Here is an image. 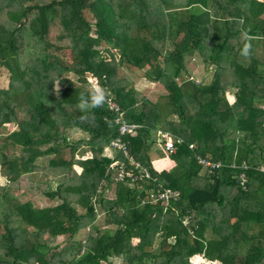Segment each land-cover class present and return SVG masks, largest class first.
Returning <instances> with one entry per match:
<instances>
[{
	"label": "trees",
	"instance_id": "1",
	"mask_svg": "<svg viewBox=\"0 0 264 264\" xmlns=\"http://www.w3.org/2000/svg\"><path fill=\"white\" fill-rule=\"evenodd\" d=\"M193 54L208 83L188 78ZM135 72L158 99L127 81ZM117 118L136 128L119 136ZM164 154L174 165L156 171ZM199 159L221 167L207 175ZM263 161L264 0H0V264H264ZM134 164L150 179L116 181ZM165 188L177 200L152 205Z\"/></svg>",
	"mask_w": 264,
	"mask_h": 264
},
{
	"label": "rangeland",
	"instance_id": "2",
	"mask_svg": "<svg viewBox=\"0 0 264 264\" xmlns=\"http://www.w3.org/2000/svg\"><path fill=\"white\" fill-rule=\"evenodd\" d=\"M185 68H186V73H187V76L188 78L192 79L193 81H201L203 83H208V81L210 80V77H211V71L208 70L205 71L203 69V66H202V63L200 61V58L196 55V54H193L191 57H185ZM210 71V72H209ZM140 72H135L133 73V75L129 76L128 77V80L132 85H133V88L140 91V92H145V96L148 97L149 99L151 100H154V99H158L159 96L163 93L162 90L156 86H154V84L152 83H148L147 81H144L143 79L139 78L140 76ZM185 76V75H183ZM182 75H180V79L184 78ZM85 79H86V82L88 84H90V88L93 87L95 89V85H94V81L91 77H89V75H85ZM61 81H65V82H72L74 83L75 82V77L70 74V73H66L62 76L61 78ZM61 81L60 80H57L54 82L53 84V87L54 89L58 90L61 88ZM231 90H228L227 93H226V100L230 103L232 101V96L230 95L231 93ZM6 130H12L13 129V126H6L5 127ZM66 135L67 137L70 139V140H76L78 138H82L84 135L81 134L80 132H76L74 130H69L66 132ZM111 151L108 150V147L105 146L103 148V155H106L108 157L111 156ZM162 155H157L155 156L156 158H159L161 157ZM165 156V154H164ZM153 158V157H152ZM167 158V157H166ZM170 170V169H169ZM74 171L76 173L79 172V169L77 167H74ZM159 171V170H158ZM33 181H40L42 180L40 177L38 176H34L33 178ZM0 184H4V180L2 178H0ZM33 205L36 206V207H43V206H47V203L45 200H42L40 197H34L33 200ZM186 220V219H185ZM96 223H99V225H101V216H98L96 218ZM83 236V232H80L77 237H82ZM55 244V243H62L61 242V238L58 237V238H55L52 240L51 244ZM189 264H218L216 262H207L206 260L202 259L201 257L199 256H193L189 259L188 261ZM110 264H122L121 260L119 258H112L110 259ZM147 264V263H145Z\"/></svg>",
	"mask_w": 264,
	"mask_h": 264
},
{
	"label": "built area",
	"instance_id": "3",
	"mask_svg": "<svg viewBox=\"0 0 264 264\" xmlns=\"http://www.w3.org/2000/svg\"><path fill=\"white\" fill-rule=\"evenodd\" d=\"M112 108L114 107L113 103H110ZM116 109V108H115ZM116 123H118V135L122 136L124 133L128 131L134 130L136 127L134 125H127L125 124L121 118H117L115 120ZM157 142H158V147L161 148L163 153H172L174 147L173 143L170 139V137L165 134V133H157ZM110 148H114L117 150L122 151L123 155L126 156V153L124 152V147H123V142L120 139H116L110 143ZM197 163L201 166V168L204 170V172L207 175H212L213 172L216 169H219L221 166L219 163H212L207 160L199 159L197 160ZM115 164V163H114ZM133 162H130V165H132ZM137 164L133 165V169L137 170H128L125 171L123 168L120 166L119 171L117 172L116 176V181H127L128 183H134L135 181L138 180H149L150 179V173L142 168V167H137ZM240 172L236 175V181L237 185L241 190H245V181H246V174L245 171L247 169H251V167H248L245 163H241L240 165ZM252 170H255L257 173L264 175V161L263 163L259 164L258 166L254 167ZM136 171V172H134ZM179 194L176 190H171L169 188L161 189V190H156L153 193H150L147 197L150 199V203L154 205L155 203L159 202L163 209L169 206L171 202H174L177 200ZM186 220H184L185 223Z\"/></svg>",
	"mask_w": 264,
	"mask_h": 264
},
{
	"label": "crops",
	"instance_id": "4",
	"mask_svg": "<svg viewBox=\"0 0 264 264\" xmlns=\"http://www.w3.org/2000/svg\"><path fill=\"white\" fill-rule=\"evenodd\" d=\"M156 164V165H155ZM152 168L156 171H169L173 167V162L166 158V156L159 157L151 162ZM257 183L253 182L251 185H249V188H247L246 193L248 194L247 201L244 202V205H255L256 204V197L259 195V192L257 191ZM233 199V198H232Z\"/></svg>",
	"mask_w": 264,
	"mask_h": 264
},
{
	"label": "clouds",
	"instance_id": "5",
	"mask_svg": "<svg viewBox=\"0 0 264 264\" xmlns=\"http://www.w3.org/2000/svg\"><path fill=\"white\" fill-rule=\"evenodd\" d=\"M104 99V92L102 89H100L99 87L95 88L93 90V95H92V101L95 105H99L100 103H102ZM82 101H83V97H82ZM185 220V219H184ZM183 220V222H184Z\"/></svg>",
	"mask_w": 264,
	"mask_h": 264
}]
</instances>
